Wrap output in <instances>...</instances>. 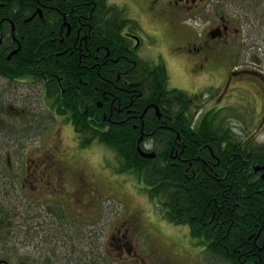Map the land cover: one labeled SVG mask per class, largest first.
I'll return each instance as SVG.
<instances>
[{"label":"flooded vegetation","instance_id":"af4514ba","mask_svg":"<svg viewBox=\"0 0 264 264\" xmlns=\"http://www.w3.org/2000/svg\"><path fill=\"white\" fill-rule=\"evenodd\" d=\"M19 1L28 10L10 14ZM226 3L0 0V136L15 142L0 144V264H65L53 256L57 243L80 248L72 264H98L100 254L106 264H198L199 246L211 254L196 241L194 254L182 259L156 250L141 255L131 245L141 216L129 227L112 221L100 230L101 197L91 168L77 159L75 145L67 149L62 132L84 114L119 118L142 136L144 151L155 153L161 176L183 168L190 180L226 181L234 157L239 182V155L255 144L264 149V0L250 12L239 2V18L227 13ZM30 39L32 62L17 64ZM25 99L27 109L13 104ZM52 119L60 122L54 131ZM47 136L52 142L44 148ZM254 169L264 179V164ZM61 194L83 195L79 224L91 229L84 234L69 224L48 225L61 234L36 239L37 229H45L36 211H62L47 206L58 204ZM212 256L215 264H233Z\"/></svg>","mask_w":264,"mask_h":264},{"label":"trees","instance_id":"16d2710c","mask_svg":"<svg viewBox=\"0 0 264 264\" xmlns=\"http://www.w3.org/2000/svg\"><path fill=\"white\" fill-rule=\"evenodd\" d=\"M26 4L19 1L9 9L10 14L26 12ZM31 41L28 46L27 40L23 43L17 64L32 62V55L26 52L32 48ZM115 113L114 116L118 115ZM72 123L81 148L96 141L108 145L115 152L117 172L135 175L144 184L142 191L153 202L156 212L172 223L187 225L197 245H205L212 255L233 264L242 260L264 264V179L257 177L254 169L256 164H264V149L259 145L251 144L254 146L250 153L245 150L244 155H239V182L234 157L226 181L207 175L190 180L183 168L175 169L178 173L166 169L163 177L156 161L139 151L142 136L130 131L119 118L108 121L102 116L91 119L84 114ZM54 204L63 212L59 216L68 219L59 203L51 201L50 207L54 208Z\"/></svg>","mask_w":264,"mask_h":264},{"label":"rangeland","instance_id":"374dc122","mask_svg":"<svg viewBox=\"0 0 264 264\" xmlns=\"http://www.w3.org/2000/svg\"><path fill=\"white\" fill-rule=\"evenodd\" d=\"M256 1L261 0H228L226 3L227 13L234 18H239V2L242 5V11L245 12V10H248L247 8L250 9L252 7L253 9ZM248 11L250 12L251 10ZM181 70H183L182 67ZM174 80L175 82L180 81V74L177 70L174 73ZM25 89L24 87L21 90ZM13 104L20 109H27L29 107L28 100L26 99L20 102H13ZM34 107H39V110L43 111L41 101L35 100ZM35 122V127L38 129L39 122L37 119ZM51 127L53 131L58 129L60 122L58 123L57 120L52 119ZM62 133L64 134L66 142L69 144L67 145V149L72 151L74 149L70 145H75L78 151L77 159L85 167L91 168L92 173L89 176L93 178L101 197L97 200L99 213L96 211L98 215L96 224L100 225V230L107 229L112 221H114V224L125 222V226L129 227L128 224H130L134 217L141 216L143 222H138V225L135 226L134 241L131 243L141 255L145 256L149 251L156 250V253L160 252L162 256L169 255L174 260L176 258L182 259V257L188 254L186 253L188 251L194 254L196 247L193 245V242L197 240L191 237L189 227L185 224L172 223L169 219L164 218L162 214L156 212L157 210L153 202L142 191L144 184L133 174L117 172L115 152L108 145L96 141L87 148H81L77 141L74 140L75 132L72 123H69L68 128L64 129ZM52 137H45L42 147H48L52 142ZM40 139L41 136L36 135L34 140L35 144L41 145ZM9 141L10 139L0 136V144L12 142ZM104 160L106 163H104ZM87 196L89 195H85V197ZM81 197L76 198L72 194H61L60 199L57 200L64 211H66L68 219L59 216L60 213L63 215L62 211H36V222L45 225V229H37L36 239H40L42 235L46 239L47 233L51 235L61 234L59 230H49L48 225L70 224L72 225L71 227L74 226V228H77L76 230L81 229L82 233H88L91 226L88 224L81 226L79 224L82 218L77 212V209L81 207ZM81 202H84V200ZM47 206L50 207L49 203ZM53 207L56 208V205L54 204ZM84 234L83 239L87 240L88 238ZM73 239H76V237H73ZM192 247L194 251H191ZM79 249L76 247V244L70 246V243H57L56 245H52L53 256L62 260V263L67 260L68 262H65V264L75 262V253ZM200 249H202L201 246H199L198 255L196 256L200 260L198 264H215L219 262L211 254L201 252ZM99 256L98 264H106L108 262L107 256L103 254ZM116 264L119 263L116 262ZM131 264H136V262L132 261Z\"/></svg>","mask_w":264,"mask_h":264},{"label":"water","instance_id":"95a60500","mask_svg":"<svg viewBox=\"0 0 264 264\" xmlns=\"http://www.w3.org/2000/svg\"><path fill=\"white\" fill-rule=\"evenodd\" d=\"M142 139V138H141ZM140 139V141H141ZM139 151L144 155V156H148V157H153L155 156V153L154 152H146L142 149V147L140 146L139 147Z\"/></svg>","mask_w":264,"mask_h":264},{"label":"bare ground","instance_id":"6f19581e","mask_svg":"<svg viewBox=\"0 0 264 264\" xmlns=\"http://www.w3.org/2000/svg\"><path fill=\"white\" fill-rule=\"evenodd\" d=\"M154 143V142H153Z\"/></svg>","mask_w":264,"mask_h":264}]
</instances>
